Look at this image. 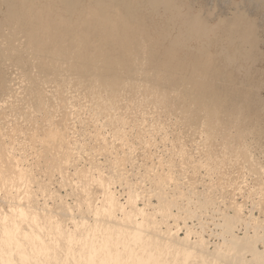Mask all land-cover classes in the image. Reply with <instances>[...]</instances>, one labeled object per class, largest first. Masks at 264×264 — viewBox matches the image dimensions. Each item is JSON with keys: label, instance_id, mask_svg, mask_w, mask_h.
<instances>
[{"label": "rangeland", "instance_id": "1", "mask_svg": "<svg viewBox=\"0 0 264 264\" xmlns=\"http://www.w3.org/2000/svg\"><path fill=\"white\" fill-rule=\"evenodd\" d=\"M57 130L73 155L63 173L42 153ZM0 145L58 214L85 211L82 176L100 173L162 230L213 250L238 213L235 233L264 251V0H0Z\"/></svg>", "mask_w": 264, "mask_h": 264}, {"label": "bare ground", "instance_id": "2", "mask_svg": "<svg viewBox=\"0 0 264 264\" xmlns=\"http://www.w3.org/2000/svg\"><path fill=\"white\" fill-rule=\"evenodd\" d=\"M12 5H14V3ZM77 6H79V4ZM98 7H100V5ZM9 8L12 10L14 6L13 8L11 7ZM32 8L34 7L32 6ZM16 12H18L16 14H20V11H16ZM14 13L12 12L13 17H14ZM22 16L20 19H22ZM14 18H16V16ZM23 19H27V18H23ZM25 22L26 21H24V23ZM20 23L21 22L18 23L19 26H20ZM24 23L23 25H25ZM27 24L28 23H26V25ZM40 26H42V24ZM39 27L37 28L39 29ZM30 28L31 27H29L28 29L30 30ZM42 61H44V59ZM81 84L82 82L80 83V85ZM84 84L82 85L84 86ZM86 85L85 87L88 88L89 85L88 86ZM89 88H92L93 92L96 93L93 87H89ZM132 89L130 88V92L132 91ZM95 93L93 96L96 95ZM99 93L97 92V94ZM101 93L100 95H102ZM120 96L121 95H119V97ZM115 97H116V94H115ZM134 97L136 96L134 95ZM106 99H107V96H106ZM117 99H118V96H117ZM120 99L121 98H119V100ZM107 106L108 105L106 104V107ZM113 106H115V104ZM59 131L57 134L55 133L52 136H50V138L48 137L49 139H45L46 142H44L45 140L43 141L44 142V147H43L44 152L42 153L45 154V157L47 158V161H48L47 164L49 165V167L50 168L53 167L51 169H54V170L56 169V170H59L61 173H63L64 169H66L70 161H72V159L70 158H73V155L71 153V150L70 151L68 150L69 149L67 146L68 141L65 140V137L67 136V134L65 133V137H64L62 134H60ZM8 152H6L3 147H0V264H252V263L253 264H264V251H261L257 246L258 238L247 236L248 235L247 233L244 234V236H239L235 233L234 228L237 222H239L238 220L241 219L238 216V213H235L236 216L235 215L224 216L225 217L223 220L224 222L222 223L224 242L222 243V245H217L213 250H210L206 244V239L202 238L204 237L203 234H202V237H198L196 238V240H192L189 236L190 233L187 232L186 236L179 237L178 230L177 229H175L177 231L173 230L171 226H168L166 227L165 230H162L163 226L161 227L160 224L161 223L163 224L164 222L160 220L161 221L160 224L157 223L154 217L151 216L152 213L147 212L146 210L147 207L144 208L143 206L140 207L138 205L139 200L137 199L139 197L137 198V196H139L140 194L136 192L133 194L132 192L134 190L130 189L132 190V192L129 190L131 193L127 197V200H126L127 205L126 206L123 205L122 202H119L118 200L119 198L115 196V192L112 191L111 189L112 185L110 186L109 184L112 182L113 178L111 179L109 178L111 181L109 179L107 181L106 179L107 177H104V178L100 177V173H98L99 177H97L99 179H96L95 178L96 176L94 177L95 179L92 176H90L91 174L90 171H88L90 172L89 175L87 174L83 175L84 173L82 174L83 176L81 175L84 179V184L82 185L83 187H82L81 193L83 195L82 197L86 200L85 202L86 204H84V207L86 209L85 211L83 210V204L81 202L82 206L81 204L79 206H81L82 210L80 208L81 211L79 215H76V214L74 215L70 213V208L72 206L68 209L66 207L64 208L60 206L61 209L58 208L60 210L62 209L65 211L69 210L68 214L65 213L63 215L62 213L58 214L57 212L58 210L56 211L54 210L55 212L52 209L49 210V208H46L45 205H42L41 207L35 201V198L33 195L34 191L33 192L31 191L32 182L30 183V179L26 175V173L29 171H26L25 169L26 172H24L23 171L24 168L22 166H21L22 168H20L19 166L18 159L15 160L13 157H11L8 154ZM48 170L50 171V169ZM29 176H31V174ZM32 178H31V181H32ZM162 179L160 178V180L164 182L165 181L164 178ZM160 184L163 185L164 187V184H162V182H160ZM157 185L159 186V184ZM72 187H73V184H72ZM161 187L159 188V191ZM95 191L97 193L101 192L102 200L101 201L99 200V202L102 203L101 206H98V204L95 203L96 196L95 194L93 195ZM155 191L156 190H154V195L156 194V196H158L157 195L158 193H156ZM162 192L165 193V191H162ZM162 192L160 191V193ZM98 195L100 194L98 193L97 197H99ZM150 196L151 195H149V197ZM162 197L163 196H160V195L158 197L160 198L158 201L160 202L159 205H160L161 212L164 213V215H168V217L171 216L170 218L174 219V217H172L173 214H171V212L174 208L173 206L176 203L174 202L173 204L174 200L171 201L170 199L169 201L168 200L169 198L164 199L163 197L162 199ZM78 198H81V197H78ZM150 198H147L149 199L150 202L148 201L146 202L147 199H145L147 206L149 203H151ZM4 203H6L7 207ZM146 203L144 204L146 205ZM150 205L148 207H150ZM157 207L159 206H156V210H157ZM61 212L64 213V211H61ZM72 212L74 213V211ZM86 213L89 214L90 216H87ZM119 213L120 215L122 214V217L118 216ZM66 215L68 216L67 219L69 223L72 224V227L64 223L65 221L62 218ZM163 216L162 218L164 221L166 219H164ZM157 217L155 218L157 219ZM177 221H178V218H177ZM168 224H165V225H168ZM248 254H250L251 256L250 258L247 257Z\"/></svg>", "mask_w": 264, "mask_h": 264}]
</instances>
